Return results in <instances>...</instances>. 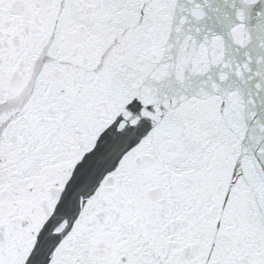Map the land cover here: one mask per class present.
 Returning a JSON list of instances; mask_svg holds the SVG:
<instances>
[{"label":"snow or ice","instance_id":"1","mask_svg":"<svg viewBox=\"0 0 264 264\" xmlns=\"http://www.w3.org/2000/svg\"><path fill=\"white\" fill-rule=\"evenodd\" d=\"M0 264H264V0H0Z\"/></svg>","mask_w":264,"mask_h":264}]
</instances>
